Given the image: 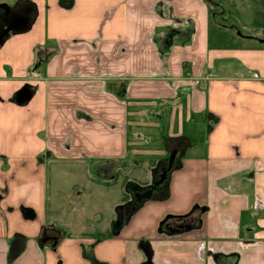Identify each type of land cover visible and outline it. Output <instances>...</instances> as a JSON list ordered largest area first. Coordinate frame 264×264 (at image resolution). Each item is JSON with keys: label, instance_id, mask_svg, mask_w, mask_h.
Segmentation results:
<instances>
[{"label": "crops", "instance_id": "obj_1", "mask_svg": "<svg viewBox=\"0 0 264 264\" xmlns=\"http://www.w3.org/2000/svg\"><path fill=\"white\" fill-rule=\"evenodd\" d=\"M3 6L0 264H264V0Z\"/></svg>", "mask_w": 264, "mask_h": 264}, {"label": "water", "instance_id": "obj_2", "mask_svg": "<svg viewBox=\"0 0 264 264\" xmlns=\"http://www.w3.org/2000/svg\"><path fill=\"white\" fill-rule=\"evenodd\" d=\"M5 7V11H3L4 14H0L1 17H4L7 15V20L4 19L5 23H1L0 22V44L5 40L6 37H8V35L10 33H13V32H16L18 30L19 27L21 26H27L29 25L30 21L28 19L24 20L23 22L21 23H16L15 22V17L12 15V8L8 7V6H3ZM9 11V12H8ZM9 14V15H8ZM3 15V16H2ZM9 20V21H8ZM27 95L24 94V93H21L19 94L18 96V102H21L24 98H26ZM176 153L177 151H173L170 155V158H169V165H168V168L167 170L165 171L164 175L170 171L172 169V166H173V162H174V159H175V156H176ZM158 183L154 184L151 188V190H149L144 196H150L152 191L154 189H156ZM141 202V200H139L137 202V204L139 205ZM49 233H54V237H53V243L56 245L59 241V238H60V233L56 230H50L48 231ZM48 237H46L47 239Z\"/></svg>", "mask_w": 264, "mask_h": 264}, {"label": "trees", "instance_id": "obj_3", "mask_svg": "<svg viewBox=\"0 0 264 264\" xmlns=\"http://www.w3.org/2000/svg\"><path fill=\"white\" fill-rule=\"evenodd\" d=\"M164 171H162V173L160 174V178L159 180H157V187L159 185H162L163 182H164V177L165 175L164 174ZM163 178V179H162ZM160 181V182H159ZM192 220L191 217H188V216H185L183 218H178L177 220H173V221H170V222H166L165 225H164V230L165 232L167 233H177L179 231H182V230H185L186 228H189V222Z\"/></svg>", "mask_w": 264, "mask_h": 264}, {"label": "flooded vegetation", "instance_id": "obj_4", "mask_svg": "<svg viewBox=\"0 0 264 264\" xmlns=\"http://www.w3.org/2000/svg\"><path fill=\"white\" fill-rule=\"evenodd\" d=\"M9 15V14H8ZM2 19H6L7 20V15L6 16H4V17H2Z\"/></svg>", "mask_w": 264, "mask_h": 264}]
</instances>
